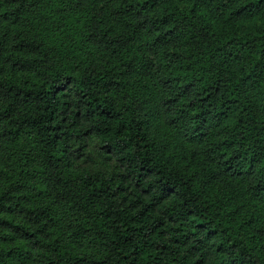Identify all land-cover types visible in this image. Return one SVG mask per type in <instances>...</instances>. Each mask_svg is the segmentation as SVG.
I'll list each match as a JSON object with an SVG mask.
<instances>
[{"label": "trees", "instance_id": "1", "mask_svg": "<svg viewBox=\"0 0 264 264\" xmlns=\"http://www.w3.org/2000/svg\"><path fill=\"white\" fill-rule=\"evenodd\" d=\"M0 264H264V0H0Z\"/></svg>", "mask_w": 264, "mask_h": 264}, {"label": "rangeland", "instance_id": "2", "mask_svg": "<svg viewBox=\"0 0 264 264\" xmlns=\"http://www.w3.org/2000/svg\"><path fill=\"white\" fill-rule=\"evenodd\" d=\"M179 6H183V4L179 3ZM209 20V18H207ZM85 155L88 158L87 161L81 163V166L87 170H95V171H105L109 170L110 166L107 161H104L101 156H99L98 147L94 142H90L85 147Z\"/></svg>", "mask_w": 264, "mask_h": 264}]
</instances>
